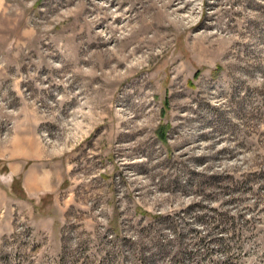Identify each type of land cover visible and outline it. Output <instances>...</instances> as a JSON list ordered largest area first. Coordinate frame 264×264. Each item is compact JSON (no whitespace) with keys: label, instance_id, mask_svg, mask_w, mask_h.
Here are the masks:
<instances>
[{"label":"rangeland","instance_id":"obj_1","mask_svg":"<svg viewBox=\"0 0 264 264\" xmlns=\"http://www.w3.org/2000/svg\"><path fill=\"white\" fill-rule=\"evenodd\" d=\"M15 135L63 182L0 160V264H264V0H0Z\"/></svg>","mask_w":264,"mask_h":264},{"label":"crops","instance_id":"obj_2","mask_svg":"<svg viewBox=\"0 0 264 264\" xmlns=\"http://www.w3.org/2000/svg\"><path fill=\"white\" fill-rule=\"evenodd\" d=\"M29 137L15 135L0 156L6 162L12 182L21 181V187L30 197L57 192L63 182L54 164L45 157L41 147L32 148Z\"/></svg>","mask_w":264,"mask_h":264},{"label":"trees","instance_id":"obj_3","mask_svg":"<svg viewBox=\"0 0 264 264\" xmlns=\"http://www.w3.org/2000/svg\"><path fill=\"white\" fill-rule=\"evenodd\" d=\"M165 134V133H164ZM163 133H161V135H163V137L165 136ZM4 170L5 171H8V169H6V168H4ZM17 182H19V184L21 183V181L19 180V181H17ZM16 183V182H15ZM2 259H7V257H2Z\"/></svg>","mask_w":264,"mask_h":264}]
</instances>
